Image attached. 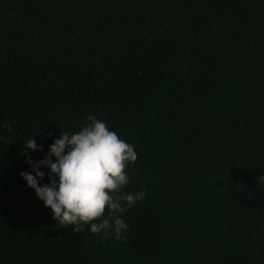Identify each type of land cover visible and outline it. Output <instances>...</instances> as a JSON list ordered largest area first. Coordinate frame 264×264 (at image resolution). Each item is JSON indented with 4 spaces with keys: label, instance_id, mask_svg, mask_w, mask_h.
<instances>
[{
    "label": "trees",
    "instance_id": "1",
    "mask_svg": "<svg viewBox=\"0 0 264 264\" xmlns=\"http://www.w3.org/2000/svg\"><path fill=\"white\" fill-rule=\"evenodd\" d=\"M89 115L138 155L124 242L20 175ZM0 264H264V0H0Z\"/></svg>",
    "mask_w": 264,
    "mask_h": 264
},
{
    "label": "clouds",
    "instance_id": "2",
    "mask_svg": "<svg viewBox=\"0 0 264 264\" xmlns=\"http://www.w3.org/2000/svg\"><path fill=\"white\" fill-rule=\"evenodd\" d=\"M87 121L76 133L61 131V137L55 139L40 161H34L28 150L42 151L43 146L34 138L24 141L21 156L27 157L32 171H22L20 175L45 207L52 210L61 228L71 227L78 234L90 224L92 234L103 233L105 237L114 234L118 241L124 242L128 225L123 214L147 195L146 189L136 193L124 190L130 183L126 168L137 161L138 155L105 122L92 115ZM43 166L50 169V183L41 186L39 181L46 176L41 171Z\"/></svg>",
    "mask_w": 264,
    "mask_h": 264
}]
</instances>
